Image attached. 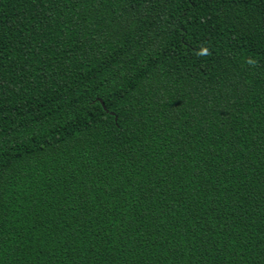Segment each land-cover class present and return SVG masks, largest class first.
<instances>
[{
	"label": "trees",
	"instance_id": "1",
	"mask_svg": "<svg viewBox=\"0 0 264 264\" xmlns=\"http://www.w3.org/2000/svg\"><path fill=\"white\" fill-rule=\"evenodd\" d=\"M0 264H264V0H0Z\"/></svg>",
	"mask_w": 264,
	"mask_h": 264
}]
</instances>
